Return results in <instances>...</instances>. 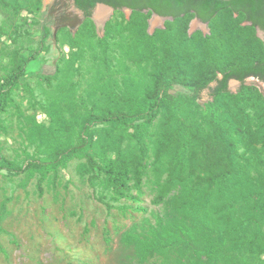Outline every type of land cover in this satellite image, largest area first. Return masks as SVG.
I'll list each match as a JSON object with an SVG mask.
<instances>
[{"label": "rangeland", "instance_id": "obj_1", "mask_svg": "<svg viewBox=\"0 0 264 264\" xmlns=\"http://www.w3.org/2000/svg\"><path fill=\"white\" fill-rule=\"evenodd\" d=\"M144 15L98 8L87 18L73 0H0V227L15 238L13 243L0 232V264H262L264 256L246 255L244 261L224 245L209 260L206 246L194 252L180 241L181 233L165 239L153 232L160 229L159 220L170 230L185 220L170 210L171 195L156 202L173 160L172 149L157 151L156 138L173 132L169 129L180 125L177 119L192 139L201 113L215 100L214 80L195 101L189 100L188 89L176 87L179 99L188 102H180L177 115L161 108L144 132L145 154L133 128L107 120L89 131L93 162L74 157L44 180L38 172L7 170V162L17 168L31 161L49 163L62 149L76 146L79 126L89 114L111 119L141 105L156 69L134 49L139 26L151 35L186 30L194 43H200V36L209 38V47L223 51L221 68L238 65L222 44L218 22L197 25L193 16L160 20L152 12ZM17 66L23 72L17 71L15 79ZM237 94L239 104L231 97ZM218 104L225 120L247 116L255 138L246 147L234 135V154L247 169L245 175L258 178L264 174V82L232 83ZM207 131L202 128L199 134ZM190 160L196 172L198 153ZM122 163L128 165V191L109 181L107 165L117 172ZM153 234L168 246L144 257L137 238L153 240Z\"/></svg>", "mask_w": 264, "mask_h": 264}, {"label": "trees", "instance_id": "obj_2", "mask_svg": "<svg viewBox=\"0 0 264 264\" xmlns=\"http://www.w3.org/2000/svg\"><path fill=\"white\" fill-rule=\"evenodd\" d=\"M74 1L87 18L92 17L98 3H104L116 10L129 8L137 16H145L144 12H155L174 19L193 16L213 26L218 22V35L223 38V46L229 48L239 63L221 68L223 51L209 47V38L200 36V43H194V38H190L186 30H179L177 33L159 30L157 34L151 35L146 27L139 26L134 32V49L143 61H153L156 69L151 73V87L146 88L139 99L141 105L129 110V113L116 112L111 119L89 114V119L79 126L76 146L62 149L49 163L31 161L25 168H17L13 163L7 162V170L13 174L26 170L31 175L38 172L44 180L49 173L66 166L74 157L87 158L93 162L95 157L90 154L88 134L93 127L107 120L119 127L133 128L141 145L140 151L145 154L144 132L150 128L161 108L167 107L172 114L178 112L182 99H179L176 87L188 89L191 92L189 100L195 101L214 80L216 86L211 89V93L215 100L201 113L202 122L192 139L185 133V124L176 118L180 125H173L169 129L173 132L169 131L156 138L157 151L163 153L172 149L170 155L173 159L166 183L156 202L163 203L171 195L170 210L184 215L185 220L176 227V232H171L175 230L168 229V225L159 220L161 227L153 232L162 234L165 239L169 234L177 235L173 236L174 239L178 238L181 233L180 241L194 252H198L197 246H206L209 260L215 259V254H219L222 245L237 253L236 258L244 261L246 255L264 256V174L261 173L256 179H250L252 176L249 174L245 175L247 169L244 170L240 157L234 154L237 146L233 141L236 135L247 147L255 134L249 126L247 116L238 115L235 119L225 120L222 117V106L218 104V100L228 94L229 83L233 79L240 81L242 85L251 77L264 82V41L257 35V27L264 31V0ZM249 22L252 25H247ZM134 27L137 24L131 25V28ZM17 71L23 72L17 66L15 79L19 78ZM217 71L221 72V78L217 77ZM231 97L236 104L242 99L241 94ZM174 127L177 128L175 132ZM202 128H207L208 131L199 134ZM193 132L191 131V135ZM195 153L200 157L196 172L192 164L188 166L191 155ZM187 166L190 168L189 172L186 171ZM107 167L111 172L109 181L115 183L118 190L128 191V165L122 163L116 168L117 172L111 171V165ZM104 203L109 208L112 207ZM0 232L9 235L15 243L12 234L1 227ZM137 244L144 257H154L158 251L168 246L156 234H153V240L137 238ZM203 251L199 250L200 253Z\"/></svg>", "mask_w": 264, "mask_h": 264}, {"label": "water", "instance_id": "obj_3", "mask_svg": "<svg viewBox=\"0 0 264 264\" xmlns=\"http://www.w3.org/2000/svg\"><path fill=\"white\" fill-rule=\"evenodd\" d=\"M73 1H74V0H73ZM224 1L229 2V1H231V0H224ZM74 3H75V1H74ZM75 6H76V4H75ZM76 8H77L79 11H81L77 6H76ZM98 8H106V9H109V10H111V11L116 10L114 7L109 6V5H106V4H104V3H98L95 9H98ZM95 9H94V10H95ZM124 9H127V10H129V11H133V10H131V9H129V8H124ZM81 12H82V11H81ZM82 13H83V12H82ZM83 14H84V13H83ZM152 14H153L154 18H157V19H160V20H174L173 17H163V16L158 15V14L155 13V12H152ZM197 21H199L200 23H203V21L200 20V19H198ZM206 24H207V23H206ZM248 24H249V25H252L251 22H249ZM257 31H258V35H259V37L264 41V31H263L261 28H259V27H257ZM221 77H222V76H221ZM221 77H220V78H221ZM251 78H255V77H251ZM257 79H258V78H257ZM259 80H260V79H259ZM232 83L242 84L240 81L235 80V79L231 80L229 84L231 85Z\"/></svg>", "mask_w": 264, "mask_h": 264}, {"label": "flooded vegetation", "instance_id": "obj_4", "mask_svg": "<svg viewBox=\"0 0 264 264\" xmlns=\"http://www.w3.org/2000/svg\"><path fill=\"white\" fill-rule=\"evenodd\" d=\"M194 19H195V21L197 22V25H199V24H201V25H205L206 23H200L199 21H197L199 18H197V17H194ZM201 20V19H200ZM208 24V23H207Z\"/></svg>", "mask_w": 264, "mask_h": 264}, {"label": "bare ground", "instance_id": "obj_5", "mask_svg": "<svg viewBox=\"0 0 264 264\" xmlns=\"http://www.w3.org/2000/svg\"><path fill=\"white\" fill-rule=\"evenodd\" d=\"M100 11H101V8H100Z\"/></svg>", "mask_w": 264, "mask_h": 264}]
</instances>
